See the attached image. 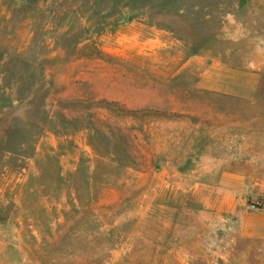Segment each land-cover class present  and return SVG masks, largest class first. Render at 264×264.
<instances>
[{
    "label": "rangeland",
    "instance_id": "rangeland-1",
    "mask_svg": "<svg viewBox=\"0 0 264 264\" xmlns=\"http://www.w3.org/2000/svg\"><path fill=\"white\" fill-rule=\"evenodd\" d=\"M263 4L0 0V264H264Z\"/></svg>",
    "mask_w": 264,
    "mask_h": 264
},
{
    "label": "crops",
    "instance_id": "crops-1",
    "mask_svg": "<svg viewBox=\"0 0 264 264\" xmlns=\"http://www.w3.org/2000/svg\"><path fill=\"white\" fill-rule=\"evenodd\" d=\"M262 4V3H261ZM264 10V4L262 5ZM210 124V125H209ZM172 126V125H169ZM186 127V134L187 136L193 137L196 133L194 132V125L193 123H190V125H185ZM203 127L205 130L202 131L201 137H203V140L206 143H216L218 145L217 152L224 153L226 150H228L232 153H241V155L232 156L231 158H242V153L250 154L248 157L250 159H257V156L255 155L258 153V150L261 148L262 150H259L260 152L264 151V146L257 145L256 143L249 142L248 145L243 144V139L252 138L253 134H255L253 131L249 130L251 128H256L257 123L252 121H246L242 122L240 120H225V119H219L217 121H214L212 123L204 122ZM247 129V130H243ZM249 136V137H248ZM227 143H230L232 146H229L228 149H226L224 146H226ZM189 149V148H188ZM221 158V157H219ZM222 158H225V156H222ZM204 159H213L211 157H207Z\"/></svg>",
    "mask_w": 264,
    "mask_h": 264
}]
</instances>
